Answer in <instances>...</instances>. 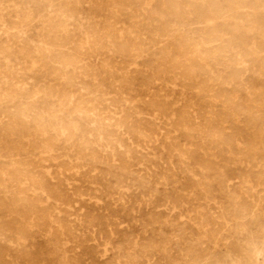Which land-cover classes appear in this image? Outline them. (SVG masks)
<instances>
[{"label":"rangeland","instance_id":"1","mask_svg":"<svg viewBox=\"0 0 264 264\" xmlns=\"http://www.w3.org/2000/svg\"><path fill=\"white\" fill-rule=\"evenodd\" d=\"M262 261L264 0H0V264Z\"/></svg>","mask_w":264,"mask_h":264},{"label":"bare ground","instance_id":"2","mask_svg":"<svg viewBox=\"0 0 264 264\" xmlns=\"http://www.w3.org/2000/svg\"><path fill=\"white\" fill-rule=\"evenodd\" d=\"M30 12V11H29ZM52 12V11H51ZM53 13V12H52ZM69 17V16H68ZM214 23V22H213ZM136 28V27H135ZM252 41V40H251ZM254 42V41H253ZM88 43V42H87ZM37 51V50H36ZM3 59V58H2ZM69 63V62H68ZM67 63V64H68ZM6 70V69H5ZM22 70V69H21ZM5 72V71H4ZM10 73V72H9ZM4 75V74H3ZM5 76V75H4ZM27 85V84H26ZM23 87H24V85H23ZM56 87H58V86H56ZM21 90V89H20ZM45 95V94H44ZM31 99V98H30ZM75 100V99H74ZM66 106V105H65ZM17 111V110H16ZM114 111H115V109H114ZM174 113V112H173ZM173 116V115H172ZM23 117V116H22ZM27 117V116H26ZM193 117V116H192ZM173 118V117H172ZM196 119V118H195ZM152 120V119H151ZM182 122V121H181ZM130 124V123H129ZM91 125V124H90ZM73 128V127H72ZM166 129V128H165ZM17 130V129H16ZM163 131V130H162ZM11 134V133H10ZM89 134V133H88ZM172 134V133H171ZM155 137V136H154ZM214 137H215V135H214ZM113 140V139H112ZM114 142V141H113ZM98 143V142H97ZM144 144V143H143ZM108 145V144H107ZM95 146V145H94ZM120 148V147H119ZM148 148V147H147ZM109 149V148H108ZM163 149V148H162ZM4 150V149H3ZM182 155V154H181ZM107 161V160H106ZM16 165V164H15ZM21 167V166H20ZM61 169V168H60ZM10 170V169H9ZM59 170V169H58ZM5 172V171H4ZM7 173V172H6ZM51 173V172H50ZM49 173V174H50ZM50 176V175H49ZM61 176V175H60ZM17 177V176H16ZM107 177V176H106ZM24 180V179H23ZM31 180V179H30ZM235 180V179H234ZM44 182V181H43ZM193 182V181H192ZM228 182V181H227ZM33 183H34V181H33ZM35 184V183H34ZM214 192V191H213ZM115 196V195H114ZM81 197V196H80ZM222 199V198H221ZM139 202V201H138ZM123 204V203H122ZM127 204V203H126ZM148 204V203H147ZM208 204V203H207ZM43 205V204H42ZM216 205V204H215ZM164 208V207H163ZM80 210V209H79ZM49 214V213H48ZM32 218V217H31ZM155 218V217H154ZM8 219V218H7ZM51 219V218H50ZM214 221V220H213ZM143 223V222H142ZM183 223V222H182ZM179 225V224H178ZM181 226V225H180ZM81 227V226H80ZM256 228V227H255ZM50 229V228H49ZM227 231V230H226ZM129 234V233H128ZM132 235V234H131ZM134 236V235H133ZM229 237V236H228ZM226 239V238H225ZM24 241V240H23ZM150 242V241H149ZM224 243V242H223ZM101 245V244H100ZM139 247V246H138ZM176 247V246H175ZM123 248V247H122ZM139 249H142V248H139ZM122 251V250H121ZM206 251V250H205ZM201 253V252H200ZM211 253V252H210ZM248 253V252H247ZM197 254V253H196ZM100 255V254H99ZM106 257V256H105ZM125 257V256H124ZM127 257H129V256H127ZM213 257V256H212ZM198 258V257H197ZM130 259V258H129ZM202 259H203V257H202ZM191 261H194V260H191ZM262 262H264V261H262ZM131 264V263H130Z\"/></svg>","mask_w":264,"mask_h":264}]
</instances>
